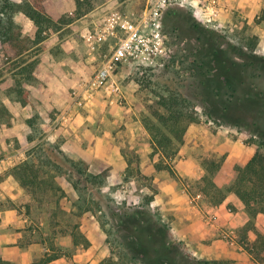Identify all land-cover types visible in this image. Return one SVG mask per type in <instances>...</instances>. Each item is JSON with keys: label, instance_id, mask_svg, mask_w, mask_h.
I'll return each mask as SVG.
<instances>
[{"label": "rangeland", "instance_id": "rangeland-1", "mask_svg": "<svg viewBox=\"0 0 264 264\" xmlns=\"http://www.w3.org/2000/svg\"><path fill=\"white\" fill-rule=\"evenodd\" d=\"M93 1L91 23L83 25L78 20L57 35L49 33L44 43L47 48L39 55L33 51L32 56L42 59L51 53L64 54L72 40H77L85 55L84 78H91L97 63L90 59L88 64L92 57L84 38L94 31L92 21L101 22L111 11L138 18L147 2ZM73 2L76 0H56L54 15H72ZM256 2L251 21L233 11L229 21H220L219 28L199 22L188 9H166L162 27L169 54L155 68L121 66L116 72L125 97L121 101L112 104L104 94H96L106 104L103 112L109 114L112 107H118L129 114L126 123H104L128 163L119 174L109 167L93 173L89 163L64 149L65 141L53 136V130L63 125L59 122L64 115L61 109L49 112L55 123L50 126L33 108L31 88L38 84L28 89V104L33 108L29 117L10 112L18 102L7 86L8 78L17 71L16 59L0 42V212L12 210L27 220L20 234L0 218V264H159L149 241L143 249L132 246L135 238L131 240L132 233L121 225L124 221L131 229L134 223L127 222L126 216L138 210L166 226L184 247L182 255L198 263L264 264V220L250 219L228 199L238 165H226L233 146L249 149L253 155L264 152L258 136L264 131V105L239 103L232 111L234 118L226 120L237 119L242 125L228 124L214 117V106L199 94L193 71L202 32H215L228 57L242 61L235 52L243 51L249 61L259 59L246 68L242 87L251 91V98L262 95L264 104V0ZM16 21L25 36L35 37L36 27L23 13L16 15ZM112 43L107 41L101 47L102 57L111 52ZM5 125L24 133V142L3 141ZM25 161L35 164L39 172L36 186L19 179L16 167ZM198 194L202 198L192 201ZM197 204L202 209L225 205L231 213L212 231L204 227L193 208ZM231 232L234 245L226 235Z\"/></svg>", "mask_w": 264, "mask_h": 264}, {"label": "trees", "instance_id": "trees-1", "mask_svg": "<svg viewBox=\"0 0 264 264\" xmlns=\"http://www.w3.org/2000/svg\"><path fill=\"white\" fill-rule=\"evenodd\" d=\"M55 2L56 0H24L21 3H14L0 0V42L10 49L13 58L16 59L17 69L7 80L8 92L14 94L16 100L23 105L29 101L30 92L27 86H35L38 83L34 73L43 66L41 58L33 57L32 52L36 50L37 55L42 53L47 48L44 43L49 33L60 31L64 26L84 18L95 9L93 0H76V9L72 15L58 17L54 15ZM18 13H23L35 25L34 38L23 34L16 21ZM218 37L215 32H202L199 38L202 46L201 49L198 48L194 58L195 81L205 102H212L214 117L228 124L241 126L240 120H226L232 116V111L239 103L246 107L264 105L262 95L251 98V91L242 87L245 83L242 75L246 74V68L254 65L253 62H258L259 59L249 61V58H246L247 54L240 50L235 53L242 61L228 57V51L222 48ZM231 48L235 51L234 47ZM258 136L262 139L259 147L264 151V131H260ZM16 169L23 184L30 182L34 186L37 185L39 172L35 164L25 161ZM235 171V180L228 191L241 201L250 219H256L260 214L264 215V152L257 151L245 166L238 165ZM147 214L148 212L138 210L127 215V222L131 225L134 223L131 229L129 223L124 221L121 223L125 226L123 227L125 231L132 233L130 239L135 238L132 246L136 245L138 249H143L150 243L159 264H218L198 263L195 258L182 255L184 247L181 243L173 239L166 226L147 217Z\"/></svg>", "mask_w": 264, "mask_h": 264}, {"label": "crops", "instance_id": "crops-1", "mask_svg": "<svg viewBox=\"0 0 264 264\" xmlns=\"http://www.w3.org/2000/svg\"><path fill=\"white\" fill-rule=\"evenodd\" d=\"M220 3L222 6L220 21L224 23L227 20L229 21L233 11L238 12L245 21H251L255 17L254 6L257 4L256 0H220ZM75 9L76 3L73 2L69 10L74 13ZM92 14L93 12L80 19L84 23L83 25L91 23ZM70 26L72 24L67 25V27ZM58 32H56V35L59 34ZM79 48V42L72 40L66 53H51L41 59L43 66L34 73L38 80L37 87L31 88V86H27V89L31 88L33 90L30 99H32L33 108H36L35 112L39 113L45 122H48V125L50 123L55 125L54 120H51L49 117L50 111L61 109V113L67 115V119L61 123L63 124L62 127L58 130H53L55 132L53 134L54 137L57 135L65 141L64 149L66 151L75 152L85 162L89 163L92 166L93 173H100L103 169L109 167L110 171L119 174L128 167V163L120 149H117L114 145L111 129H107L104 123L108 120L116 124L126 123L125 121L129 120V114L123 113L118 107H112L109 114L103 112L106 104L98 96L88 102L86 107L80 111H77L78 108L76 109L72 106L71 90L76 88L83 80L90 78H84L87 73V66L84 64L85 55ZM90 59L93 58L87 60L89 61L88 64L92 62ZM91 68L90 66L89 70ZM33 108L30 104L23 105L18 101L16 107H12L10 112L16 115V111H18L24 119H27ZM97 108L99 109L98 111L96 110ZM112 117L115 118L112 120ZM89 123L92 125H89ZM137 123L139 122L136 121L135 124L138 125ZM131 127L134 128L135 126L131 124ZM4 131L3 141L11 140L10 144H12V140L17 141L16 139H19L21 142L25 140L24 133L17 132L13 129L12 125H5ZM236 150H239L238 154H236ZM253 156L251 150H241V148L233 146L227 156L226 165L245 166ZM200 195L202 196V194ZM228 199L240 209H244V206L235 194L230 193ZM192 201H195V199L193 198ZM193 208L201 217L204 227L212 231H214V228L217 229L222 225L224 216L229 215L225 205L220 209H209L206 206V208L203 207L204 210L197 204ZM207 213L218 216L215 226H210L204 221ZM0 218L6 221L8 226L12 225L14 228L19 229L20 234H22L23 229L26 227L27 220L19 218L12 210L1 211ZM256 219L263 221L264 215L260 214Z\"/></svg>", "mask_w": 264, "mask_h": 264}, {"label": "built area", "instance_id": "built-area-1", "mask_svg": "<svg viewBox=\"0 0 264 264\" xmlns=\"http://www.w3.org/2000/svg\"><path fill=\"white\" fill-rule=\"evenodd\" d=\"M174 7L188 9L195 19L205 25L215 28L222 26L220 0H147L141 15L135 19L111 11L101 22L93 21L94 31L85 35L87 54L97 66L94 67L91 78L83 80L72 90V106L79 109L92 101L96 94H104L112 104L124 99L117 70L121 66L155 68L169 54L162 17L166 9ZM107 41L113 42L111 52L102 57L100 49ZM65 119L67 115L64 114L59 122ZM201 197L198 194L194 199L199 200ZM228 212L231 213V210ZM217 219L216 214L210 213L204 217V221L210 226H215ZM232 233L226 235L234 245Z\"/></svg>", "mask_w": 264, "mask_h": 264}]
</instances>
